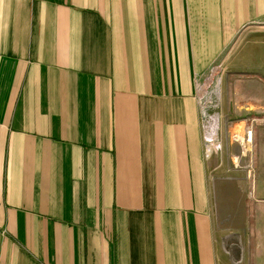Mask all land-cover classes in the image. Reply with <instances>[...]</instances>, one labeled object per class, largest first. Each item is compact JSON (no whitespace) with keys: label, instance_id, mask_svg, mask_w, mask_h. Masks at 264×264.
Segmentation results:
<instances>
[{"label":"crops","instance_id":"1","mask_svg":"<svg viewBox=\"0 0 264 264\" xmlns=\"http://www.w3.org/2000/svg\"><path fill=\"white\" fill-rule=\"evenodd\" d=\"M261 10L0 0V264H236L195 77Z\"/></svg>","mask_w":264,"mask_h":264},{"label":"rangeland","instance_id":"2","mask_svg":"<svg viewBox=\"0 0 264 264\" xmlns=\"http://www.w3.org/2000/svg\"><path fill=\"white\" fill-rule=\"evenodd\" d=\"M216 65L221 66L215 73ZM202 79L196 95L199 102L203 88L199 108L208 179L212 192L218 188L228 198L234 228L224 242L240 264L242 241L251 257L259 244L264 248V10L252 13Z\"/></svg>","mask_w":264,"mask_h":264},{"label":"built area","instance_id":"3","mask_svg":"<svg viewBox=\"0 0 264 264\" xmlns=\"http://www.w3.org/2000/svg\"><path fill=\"white\" fill-rule=\"evenodd\" d=\"M221 65H216V66H213L212 67V69L211 70H214V72L216 73L217 72V70H219L218 68L220 67ZM204 75V74H203ZM203 75H196V77H195V82H196V84H199V83H201V81L203 80L202 78H203ZM213 78H214V76H213ZM205 91L203 90V88H202V90L200 91V93L198 94V96H199V98H200V100H199V102L200 103H202V99L205 97ZM202 113H203V108H202Z\"/></svg>","mask_w":264,"mask_h":264},{"label":"bare ground","instance_id":"4","mask_svg":"<svg viewBox=\"0 0 264 264\" xmlns=\"http://www.w3.org/2000/svg\"><path fill=\"white\" fill-rule=\"evenodd\" d=\"M248 136H249V138H248V141L247 142H250L253 139L252 133L250 132Z\"/></svg>","mask_w":264,"mask_h":264}]
</instances>
